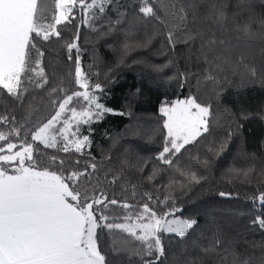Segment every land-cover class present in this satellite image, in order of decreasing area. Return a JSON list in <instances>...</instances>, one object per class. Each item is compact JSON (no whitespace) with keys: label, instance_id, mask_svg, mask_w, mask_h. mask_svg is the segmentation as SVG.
Segmentation results:
<instances>
[{"label":"trees","instance_id":"obj_1","mask_svg":"<svg viewBox=\"0 0 264 264\" xmlns=\"http://www.w3.org/2000/svg\"><path fill=\"white\" fill-rule=\"evenodd\" d=\"M42 3L46 8L45 22L51 23L56 12L54 0H42ZM238 3L239 0H154L157 19L139 12L140 0H113L103 15L90 22L91 27L81 24L83 13L77 8L72 23L57 26L62 34L60 39L36 41L44 52L40 59L49 80L46 88L62 85L70 92L78 90L74 85V61L79 55L90 83H100L103 87V93H97L101 102L114 110L91 125L92 143L83 149V155L43 149L41 145L42 152L63 159L69 172L87 168L91 173L89 164H97L91 178L82 179L77 185L79 190L95 188L109 199L127 202L135 208L148 203L158 214L171 207L158 201L171 195L175 197V206L182 209L177 215L197 220L184 239L175 234H161L165 256L157 264H185L189 258L197 264H245V261L264 264V229L253 223L258 216L264 218V207L258 200L264 193V26L261 24L264 0H245L240 10L236 7ZM191 4L200 5L196 19ZM210 4L225 6L227 20L223 27L214 23L213 18L205 19ZM181 7L187 12L186 21L180 20ZM93 11L98 13V9ZM245 24L249 25L251 36L240 31ZM78 27L80 51L74 49L70 61L66 45L76 36ZM169 32L174 34V47L169 43ZM189 32L199 35L194 42L185 44V34ZM213 36L225 43H217L216 52H210L209 59L214 60L216 54H230L233 62L225 65L216 61L224 68L222 72L216 71L214 65L205 64L201 56V44ZM241 56L244 64L256 66V78H248L243 65L233 71L235 61ZM37 58V51L31 50L29 67ZM205 68L213 71L219 84L207 82L197 87L195 76H189L187 83L181 76L196 73L202 77ZM26 86L29 92L23 103L7 96L6 90L0 91V116L9 118L8 124H0V131L7 133L14 124L19 127L22 123L21 139L37 117L47 122L55 114L47 91L34 90L32 83ZM190 95L203 105H211L209 132L186 145L175 162L182 170L196 172L204 178L183 189L178 185L166 188L170 180L184 178L156 159L163 150L166 135L160 108ZM29 102L35 110L30 118ZM81 133L88 134L86 126L81 127ZM12 139L19 143L15 137ZM27 139L31 142L30 135ZM205 160L209 162L207 165L203 164ZM154 169L157 174L149 180ZM249 169L253 171L245 179L242 173ZM114 176L120 179L115 184L109 183ZM221 192L231 195L221 197ZM144 193H150L153 200L148 201ZM105 214L124 222L127 213L117 205H109ZM98 237L106 264H145L155 258V253L146 256L138 241L119 230L109 233L98 229ZM215 239L222 243L213 251ZM193 241L199 247H194ZM204 248L209 251H203Z\"/></svg>","mask_w":264,"mask_h":264},{"label":"snow or ice","instance_id":"obj_2","mask_svg":"<svg viewBox=\"0 0 264 264\" xmlns=\"http://www.w3.org/2000/svg\"><path fill=\"white\" fill-rule=\"evenodd\" d=\"M112 3L113 0H54L56 12L52 22L46 23V8L42 0H0V91L6 90L7 96L23 103L25 94L29 92L26 85L32 83L34 90L47 91L50 107L55 109V114L47 122H42L37 117L25 131L23 139L22 123L19 127L14 124L7 133L0 131V264H106L105 255L98 245V229H106L109 233L117 230L127 233L140 243L146 256L156 254L154 259L145 264H157L165 256L161 234H175L184 239L198 223L195 219L177 215L182 209L175 206V197L171 195L158 201L165 207L171 204L168 211L158 214L148 203L135 208L127 202L109 199L103 192L97 195L95 188L91 193L87 189L81 191L77 185L82 179L91 178L97 170V164H89L91 173L87 168L69 172L63 159L41 150L42 145L43 149H56L65 153L74 151L83 155V149L90 147L92 143L91 125L99 123L106 114L113 113L114 110L101 102L97 93H103V87L100 83H90L79 55L74 61V85L78 90L70 92L69 88L62 85L46 88L49 80L40 59L44 52L38 48L36 41L39 39L47 42L53 37L60 39L62 34L57 26L72 23L76 19L74 9L77 8L83 13L81 24L91 27L90 22L97 19L98 15H103L106 7ZM153 3L154 0H140L139 12L145 17L159 19ZM244 4L245 0H239L237 9H242ZM189 7L193 9V19H196V9L200 5L191 4ZM208 7L205 19L213 18L214 23L223 27L227 20L225 6L210 4ZM94 9H98V13ZM180 13V20L186 21L185 8L181 7ZM261 24L264 26V21ZM240 31L245 35H252L248 24ZM185 35L183 42L187 44L189 41L194 42L199 34L189 32ZM173 37L174 34L169 32L168 40L174 47L176 41ZM78 41L79 27L76 36L66 45L70 61L73 60L72 51H80ZM217 43L223 45L225 42L217 41L214 36L210 37L201 44L200 51L205 64L214 65L216 71L222 72L224 68L216 61H222L225 65L233 62L230 54H216L214 60L209 59V53L216 52ZM33 49L37 51L39 58L29 67L30 51ZM240 65L246 69L248 78L258 76L256 66L244 64L243 56L235 61L233 71ZM181 76L185 83L189 76H195L197 87L207 82L214 85L220 83L209 68L204 69L202 77L196 73H182ZM27 107L30 118L35 110L31 107V102ZM160 113L165 118L163 129L166 130V135L163 150L156 159L184 178L183 181L170 180L165 187L178 185L183 189L200 183L204 177L198 176L196 172L182 170L175 161L186 145L193 144L203 133L209 132L211 105H203L197 102L195 96L190 95L170 105L164 104ZM12 119L15 120L14 117ZM8 123L7 115L0 116V124ZM57 125L61 126L57 128ZM82 126L87 127V135L81 133ZM29 135L31 142L27 139ZM13 137L19 143L13 142ZM57 137L62 146L58 145ZM75 163L79 164V160ZM208 163L207 160L203 161L204 165ZM252 171L249 169L242 175L247 179ZM156 174L154 169L148 179H154ZM236 174L241 175L239 172ZM119 179L120 177L114 176L109 183L115 184ZM143 195L148 201L153 200L150 193ZM219 195L225 197L231 194L221 192ZM258 200L264 207V193L260 194ZM109 205H117L126 211L124 222H117L118 218L105 214ZM134 208L135 211H128ZM253 223L264 229V218L258 216ZM221 243L220 239H215L211 250L214 251L215 246ZM193 246L199 247V244L193 241ZM203 251L207 252L209 249L204 248ZM185 264H197V261L189 258Z\"/></svg>","mask_w":264,"mask_h":264},{"label":"rangeland","instance_id":"obj_3","mask_svg":"<svg viewBox=\"0 0 264 264\" xmlns=\"http://www.w3.org/2000/svg\"><path fill=\"white\" fill-rule=\"evenodd\" d=\"M180 100H183V99H180ZM177 101V100H176ZM61 126V125H60ZM60 126H58V128L60 127ZM74 130V129H73ZM165 131V134H166V130H164ZM57 141H59L60 142V140H59V137H57ZM58 142V143H59ZM85 189H87V187H84L81 191H84ZM93 189V188H92ZM89 191V193H91L92 192V190H88ZM96 194L97 195H99L100 194V192L96 189Z\"/></svg>","mask_w":264,"mask_h":264}]
</instances>
